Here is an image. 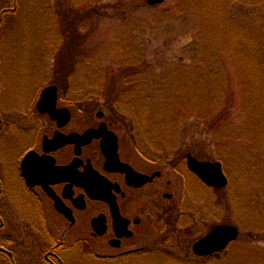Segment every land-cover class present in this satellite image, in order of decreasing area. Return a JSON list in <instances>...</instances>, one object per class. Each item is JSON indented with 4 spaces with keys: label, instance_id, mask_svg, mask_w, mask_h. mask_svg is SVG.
Wrapping results in <instances>:
<instances>
[{
    "label": "rangeland",
    "instance_id": "rangeland-1",
    "mask_svg": "<svg viewBox=\"0 0 264 264\" xmlns=\"http://www.w3.org/2000/svg\"><path fill=\"white\" fill-rule=\"evenodd\" d=\"M20 3L0 29L6 101L64 84L76 115L116 117L124 151L155 155L172 178V234L160 238L172 256L155 254L146 264H264V0ZM126 68L139 82L132 112L130 95L118 104L128 119L102 97ZM188 155L220 163L228 187L199 183ZM218 225L239 228L238 241L221 255L196 257L195 241Z\"/></svg>",
    "mask_w": 264,
    "mask_h": 264
},
{
    "label": "flooded vegetation",
    "instance_id": "flooded-vegetation-1",
    "mask_svg": "<svg viewBox=\"0 0 264 264\" xmlns=\"http://www.w3.org/2000/svg\"><path fill=\"white\" fill-rule=\"evenodd\" d=\"M49 87L41 84L18 104L0 93V264H146L155 254L172 256L160 245L162 234H172L174 195L165 165L155 155L124 151L116 117L102 110L76 115L61 87L56 110L40 112ZM64 110L71 116L66 125L57 112ZM89 131L99 137L63 145L64 137Z\"/></svg>",
    "mask_w": 264,
    "mask_h": 264
},
{
    "label": "water",
    "instance_id": "water-1",
    "mask_svg": "<svg viewBox=\"0 0 264 264\" xmlns=\"http://www.w3.org/2000/svg\"><path fill=\"white\" fill-rule=\"evenodd\" d=\"M165 0H148L149 5L157 6L161 5ZM58 101V88L49 87L42 93V98L39 102L38 108L42 113H53L56 109V104ZM63 115L65 119V125L71 120L70 112L68 110L57 111ZM53 119H56L54 117ZM112 142L114 144L113 150L114 154L118 152V138L116 135H112ZM98 132L89 131L82 136L72 134L70 136L64 137L63 145L81 143V145H86L94 138H98ZM188 165L190 169L195 172L198 177L208 186L214 187L216 189H224L228 186L229 181L224 175L222 166L219 163H209L200 162L194 159L192 156H188ZM239 229L235 226L230 225H220L217 226L212 232L200 242H198L193 251L197 256L208 257L213 254L222 253L239 238Z\"/></svg>",
    "mask_w": 264,
    "mask_h": 264
},
{
    "label": "trees",
    "instance_id": "trees-1",
    "mask_svg": "<svg viewBox=\"0 0 264 264\" xmlns=\"http://www.w3.org/2000/svg\"><path fill=\"white\" fill-rule=\"evenodd\" d=\"M20 1L21 0H8L6 3H4L0 7V29H1L2 33H3V29L1 28V26L4 25V23L6 21V16H10V15H14V14L18 13V11L20 9V4H21ZM126 69L116 76V82L117 83H114V87H112V88L110 86L111 92L110 91L108 92V90L105 91L102 97H103V99L104 98L106 99V101H107L106 105L110 111L119 113V116H122V117L128 119L129 117L126 115L127 113L124 114L123 112H121L118 104H119V101L121 99H123L122 98L123 96L130 95L129 99H130V102L132 104L130 105L129 108H127V111L132 112L131 109H133V105H134L133 102H135V100L132 99L133 93H134L135 89H137L139 87L138 86L139 82L133 79V75L129 74L128 69H130V71H132L133 68H126ZM67 77L68 76L66 75L65 76L66 83L68 82ZM62 82H64V81H62ZM62 86L63 87H61V88H63V89L67 88L66 86H64V84H62ZM177 104L179 105L178 108L181 112H183V111L187 112L188 109L186 107H184L183 101H180Z\"/></svg>",
    "mask_w": 264,
    "mask_h": 264
}]
</instances>
